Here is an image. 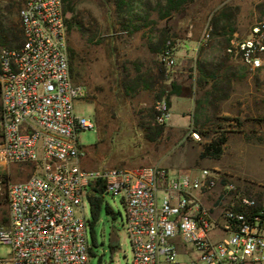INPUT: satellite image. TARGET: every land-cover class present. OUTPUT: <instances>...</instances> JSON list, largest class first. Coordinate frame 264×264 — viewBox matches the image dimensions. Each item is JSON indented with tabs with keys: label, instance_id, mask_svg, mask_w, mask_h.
Masks as SVG:
<instances>
[{
	"label": "built area",
	"instance_id": "1",
	"mask_svg": "<svg viewBox=\"0 0 264 264\" xmlns=\"http://www.w3.org/2000/svg\"><path fill=\"white\" fill-rule=\"evenodd\" d=\"M19 17L21 43L0 48V244L9 247L0 264H90L85 198L90 205L91 196L105 193L125 206L129 264H264V197L223 180L219 170L83 165L79 133L96 123L75 108L87 88L70 72V12L63 0H24ZM224 50L247 70L260 69L264 16L245 34H231ZM158 59L170 78L172 37ZM154 112L159 124L170 119L165 95ZM189 135L200 138L195 129ZM11 165L28 175L13 179Z\"/></svg>",
	"mask_w": 264,
	"mask_h": 264
},
{
	"label": "rangeland",
	"instance_id": "2",
	"mask_svg": "<svg viewBox=\"0 0 264 264\" xmlns=\"http://www.w3.org/2000/svg\"><path fill=\"white\" fill-rule=\"evenodd\" d=\"M23 2L0 0V19L12 24L16 31L21 26L19 10ZM76 6L78 16L91 27H97L98 38L101 37L100 42L86 43L85 36L76 29L67 30L68 42L81 48L85 57L84 76L80 81L88 92L75 108L96 123L94 128H84L79 133L85 149L83 165L161 164L171 171H196L206 166L220 170L223 180L233 181L246 191L264 197V62L260 69L251 72L239 61L229 59L239 75L233 80L225 101L201 102L194 113L190 110L187 126L179 132L164 128L156 136H147L150 131L143 125L155 126L154 119L150 123L149 109L152 107L154 112V101L159 96L168 97L171 80L166 81L168 78L164 75L152 85L138 87L136 93L121 85L124 73L132 76L137 69L151 70L155 77L160 65L159 51L152 50L151 42L172 37L177 49L184 54L183 43L189 40L193 44L195 39L199 40L204 28L207 25L212 28L213 18L222 13L229 17L225 35L232 34L231 27H235V33L243 35L256 19L264 16V0H192L163 18L158 16L157 7L137 20L140 25L135 29L131 26L121 29L115 22L112 0H76ZM2 46L5 45L0 44V48ZM194 66L196 68V63L192 70ZM195 96H200V92L195 90ZM194 127L204 130L205 134L199 132L200 138H192L189 130ZM222 133L226 141L220 156H201L202 145ZM11 169L13 179L28 175L18 173L15 165H11ZM106 205L111 211L106 210ZM124 216L125 206L120 196L105 193L92 230V214L85 198L90 264H129L132 248L123 225ZM115 238L119 242L112 249L110 241ZM8 252V245L1 243L0 253L7 256Z\"/></svg>",
	"mask_w": 264,
	"mask_h": 264
},
{
	"label": "trees",
	"instance_id": "3",
	"mask_svg": "<svg viewBox=\"0 0 264 264\" xmlns=\"http://www.w3.org/2000/svg\"><path fill=\"white\" fill-rule=\"evenodd\" d=\"M109 1V0H107ZM115 4V16H116V23L120 25L121 29H128L131 26L133 29L139 27V23L137 20L143 19L146 13L150 9L157 8L158 16L160 18L166 17L172 11H177L181 9L184 5L192 0H156L154 3L152 0H112ZM64 9L69 10L71 15L67 19V28L68 31L71 29H76L82 36H85L86 43H97L101 41V37L98 38V29L97 27H92L87 24L88 21L84 18H80L79 10L76 6V0H63ZM229 20L228 15L220 14L216 15L212 20V28L210 31L209 41L207 44L201 46L200 52L203 53L206 49H212L214 45L218 46L217 53L210 58L206 55L202 59H197V68L200 72V77L198 81H202L200 84L203 85L205 81L210 82L209 87H205L204 91L202 92L201 100H205L208 103L215 104L217 99L226 97L231 89L232 81L236 78L239 70L234 66L233 63L229 62L231 57L225 52V46L228 43L230 35H225L226 32L224 27L226 26ZM21 25V23H20ZM112 27V25H109ZM114 26V25H113ZM235 30V27L230 28V32L232 33ZM21 31V34H19ZM166 38L161 37L158 42L150 43V47L154 51L161 50L164 41ZM163 40V41H162ZM22 41V30L20 26V30L16 31L13 28L12 24H6L5 22L0 19V44H4L7 47H16ZM162 45L160 47V43ZM68 54H69V67L72 78L77 81L81 82L80 79L84 76V62L85 57L84 54L81 52V48H78L76 45L71 44L68 42ZM89 51V50H88ZM87 59V58H86ZM90 59V58H89ZM160 63V62H159ZM244 66V65H243ZM136 74L129 75L124 73V76L121 80V85L124 87L125 90L136 93L140 86H147L148 84L152 85L156 80H160L164 78V68L161 65H157V71L152 74L150 71H139L137 69ZM149 80V81H148ZM83 83V82H81ZM86 86V85H85ZM171 91H174V83L172 82ZM88 92V90H87ZM168 98V97H167ZM169 102V99H168ZM201 102L198 103L199 109L201 107ZM149 119H151L152 123L154 121L155 126H145L146 129L150 131L147 133V136H156L162 133L164 129V124H159L155 122L154 119V112L153 108L149 109ZM0 112H1V98H0ZM197 119V118H196ZM150 121V120H149ZM195 121V119H194ZM193 129L197 130L201 134H205V131L199 128L194 127ZM226 141V135L223 133L220 134L218 137H210L208 142H205L201 147V156H211V157H218L222 153V144ZM115 167H122L120 165H113ZM29 168V165H28ZM18 168H16L17 170ZM18 172V171H17ZM19 173V172H18ZM29 173V172H26ZM249 192V191H248ZM102 196L94 195L90 197V210L92 214V219L90 221L91 229L93 230V223L97 219V215L101 206ZM106 210L111 211V208L106 205ZM116 244H111L110 247L113 249L115 248ZM91 251V250H90Z\"/></svg>",
	"mask_w": 264,
	"mask_h": 264
},
{
	"label": "crops",
	"instance_id": "4",
	"mask_svg": "<svg viewBox=\"0 0 264 264\" xmlns=\"http://www.w3.org/2000/svg\"><path fill=\"white\" fill-rule=\"evenodd\" d=\"M233 33H235V30L232 32V34ZM197 42L198 39H195V43L193 44H191L189 40L185 41L183 43L185 46L184 54H182L180 50L177 49V63L174 66L172 75L170 78H168V80H166H171V88L173 87L172 82L175 86L174 91L170 90L168 94L172 114L170 119L164 124V128L170 132H179L181 128L188 125L190 119V110L192 109L194 113V109H196V107H198V103L202 101V92L204 91L205 87L210 86L209 81H205L203 85L200 84L202 81H198V78L201 74L197 68L196 62L197 59H202L206 55L209 58L213 56L215 52L217 53L218 46L214 45L212 49L208 48L203 51V53H199L201 46H198ZM194 63H196V68L194 66V70H192V65H194ZM195 90L200 92V96H195ZM226 97L217 99L216 101H225ZM204 102L207 103L203 99L202 103ZM223 174L225 175L224 172Z\"/></svg>",
	"mask_w": 264,
	"mask_h": 264
},
{
	"label": "water",
	"instance_id": "5",
	"mask_svg": "<svg viewBox=\"0 0 264 264\" xmlns=\"http://www.w3.org/2000/svg\"><path fill=\"white\" fill-rule=\"evenodd\" d=\"M118 242H119L118 238L111 239L110 241L111 244H118Z\"/></svg>",
	"mask_w": 264,
	"mask_h": 264
}]
</instances>
